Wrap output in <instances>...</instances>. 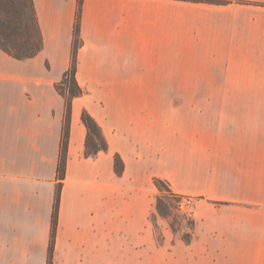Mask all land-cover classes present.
I'll return each mask as SVG.
<instances>
[{"label": "crops", "instance_id": "1", "mask_svg": "<svg viewBox=\"0 0 264 264\" xmlns=\"http://www.w3.org/2000/svg\"><path fill=\"white\" fill-rule=\"evenodd\" d=\"M33 1L41 51L0 48V264H48L79 6L52 264H264V0ZM157 178L192 202L190 240L158 230Z\"/></svg>", "mask_w": 264, "mask_h": 264}, {"label": "trees", "instance_id": "2", "mask_svg": "<svg viewBox=\"0 0 264 264\" xmlns=\"http://www.w3.org/2000/svg\"><path fill=\"white\" fill-rule=\"evenodd\" d=\"M206 1L214 3H224L228 0H193ZM80 11L78 8L77 21L74 30V43L72 62L69 69L65 72L62 80L57 85L58 90L66 98V113L63 129V137L61 143L60 160L58 164V178L60 179L54 204L52 215V235L49 247L48 264H52L53 249L55 242V231L58 220V211L61 196V180L64 178L67 159V148L69 139V128L71 119L72 101L75 97L84 93L83 88L79 85L76 78L77 71V50L80 46ZM43 46V37L39 25L37 13L33 0H0V48L8 54L18 59L30 58L38 54ZM83 122L87 127L86 138V154L95 155L100 150L107 149V142L104 138L102 130L96 120L88 111L82 114ZM116 169L121 168V159L115 157ZM159 193L156 196L155 216L159 214L165 218L170 217L171 207L174 201L182 203V200L176 198H186L184 195L175 193L169 186L168 182L157 178L155 180ZM174 197L175 199H172ZM186 216V215H184ZM189 224L194 226V220L188 219ZM171 228L176 231L173 222L169 223ZM185 240H190L192 234L184 235Z\"/></svg>", "mask_w": 264, "mask_h": 264}, {"label": "rangeland", "instance_id": "3", "mask_svg": "<svg viewBox=\"0 0 264 264\" xmlns=\"http://www.w3.org/2000/svg\"><path fill=\"white\" fill-rule=\"evenodd\" d=\"M178 97L180 100L184 101H193L196 100V97H202L203 100H208L211 97H217V100H223L222 97L225 95H172V97ZM172 199H175L174 197H171ZM178 200H182V203L180 204L177 201H174L175 203L171 207V215L170 217H163L159 214H156V222L158 225V230L162 231L165 225H168L170 222H173L176 226L177 236H184L188 235L189 233L192 234L193 225L189 224L188 219H193L192 216V209L190 207V203L188 202L186 198H176ZM186 215V216H184Z\"/></svg>", "mask_w": 264, "mask_h": 264}]
</instances>
